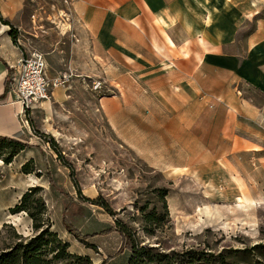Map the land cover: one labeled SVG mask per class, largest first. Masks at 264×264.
<instances>
[{
	"label": "crops",
	"instance_id": "obj_1",
	"mask_svg": "<svg viewBox=\"0 0 264 264\" xmlns=\"http://www.w3.org/2000/svg\"><path fill=\"white\" fill-rule=\"evenodd\" d=\"M38 1L42 0H33ZM43 1L50 3L62 30L68 26L66 41L62 37L64 44L56 45L53 53L66 52L74 76L93 77L109 86L111 94L100 96L99 105L128 148L153 169L203 183L204 196L211 202L223 201L221 196L230 189L234 196L241 194L246 179L233 174L231 157L236 160L239 152L263 148L247 137L246 120L264 130V0ZM34 9L24 0H0V141L7 137L32 144L29 140L37 130L49 132L34 127L35 118L40 126L47 125L57 104L68 97L49 84L48 99L32 104L26 115L13 101L15 67L24 52L10 27L16 32L35 24V16L30 19ZM247 21H253L244 34L247 57L235 61L241 52L236 37ZM209 54L215 60H207ZM224 75L240 86L225 84V93ZM199 142L205 145L198 149L194 144ZM176 148V154L186 152L182 162L171 159ZM32 151V146L26 147L8 164L0 156V192H6L15 164L16 172L27 175L33 170L23 172L26 162H33L36 170L48 168V161ZM40 173L36 180H43ZM33 186L43 188L28 184L17 191V199ZM17 203L0 204V226L13 224L23 234L25 228L32 229V220L24 211L10 213ZM20 213L27 217L21 230L9 218ZM112 231L107 239L91 242L102 254L106 251L104 257L113 256L123 243L120 232ZM112 235L114 241L109 239Z\"/></svg>",
	"mask_w": 264,
	"mask_h": 264
},
{
	"label": "rangeland",
	"instance_id": "obj_2",
	"mask_svg": "<svg viewBox=\"0 0 264 264\" xmlns=\"http://www.w3.org/2000/svg\"><path fill=\"white\" fill-rule=\"evenodd\" d=\"M24 4L35 6L30 19L34 15L36 23L16 29V42L24 54H42L46 76L52 82L62 74L69 75L59 88L68 97L57 104L54 118L43 126L35 118L34 127L49 132L36 129L35 138L29 140L32 153L42 155L48 168L36 170L29 161L27 169L33 173L27 175L16 172L15 164L6 181V192H0V204H12L19 202L16 195L21 188L35 182L43 185L34 196L46 201V210L38 216L42 229L49 226V231L59 230L60 235L56 233L53 238L45 234L44 239L51 242L42 249V257L52 259L60 253L59 245L67 242L65 251L69 257L62 253L52 264H127V255L120 253H132L133 242L138 247L151 248L149 255L144 253L135 264H159L156 253L169 255L166 264H264V130L246 120L247 137L263 148L239 152L236 160L231 157L233 174L246 179L243 191L234 196L230 189L221 196L223 201L211 202L204 196L203 183L153 169L125 145L110 128L99 105L100 96L111 94L109 86L93 77L74 76L68 68L66 52L53 53L56 45L66 41L67 24L63 31L47 1L24 0ZM252 28L253 21H247L245 31L236 37L241 52L234 56L235 61L247 57L243 52L247 45L244 34ZM206 58L215 60V55ZM195 59L200 61L201 57ZM223 78L225 93V84L240 86L231 76ZM197 136L201 138L202 134ZM194 145L199 149L205 142ZM178 152L176 148L171 159L182 162L186 152ZM40 171L44 181L35 179ZM9 218L19 223L20 230L27 222L23 213ZM64 218L83 239L67 230ZM51 224H55L54 228ZM10 225L2 229L0 226V248L16 241L14 235L18 232ZM114 226L126 232V243L120 252L122 244L113 256L104 257L106 251L102 254L91 242L99 241L101 236L107 239ZM40 230L25 228L22 235L32 237ZM109 239L114 241L115 236Z\"/></svg>",
	"mask_w": 264,
	"mask_h": 264
},
{
	"label": "trees",
	"instance_id": "obj_3",
	"mask_svg": "<svg viewBox=\"0 0 264 264\" xmlns=\"http://www.w3.org/2000/svg\"><path fill=\"white\" fill-rule=\"evenodd\" d=\"M10 32L13 35V39L15 40V34L14 29L10 27ZM28 147L27 143H23L17 139L14 138H3L0 141V156L3 159V162L8 164L12 161L13 157L20 152L21 150ZM27 163L26 162L23 166V172L27 173L29 172L27 169ZM42 190L39 186H33L29 187L20 197L19 202L15 204L12 208L9 209L10 213H18L21 211L26 212V214L31 218L32 220V229L34 231L40 232L32 237H24L20 233H15L14 237L16 238V241L12 243V245H7L5 248H0V264H52L53 259H56L60 257V254L64 253L65 255H68L65 251V249L68 247L67 242L58 243L60 248V253L55 254L52 259H45L43 258V248L46 246L51 240L44 239V236L46 233H49L51 237H55L56 233L55 231H49L48 227H45L42 229V222L39 219V214H42L46 210V205L44 204V200L41 196L34 197L35 194L39 193ZM36 204V205H35ZM63 222L65 223L67 230L71 233H73L77 238L83 239L81 234L73 228L64 218ZM10 224L4 223L1 226L2 228L9 227ZM11 226V225H10ZM14 226H12L13 228ZM115 230H118L122 236V246L118 250V252L121 251V248L123 247V244L126 243V232L117 227ZM1 231V230H0ZM54 240V239H53ZM151 248L146 249L145 247L141 246L138 247L137 245L133 244L131 242V251L132 253H126L127 255V264H135L136 261L144 254L146 253L149 255V251ZM186 254V253H185ZM155 256H157V259L155 260L159 264H166L169 261V255L167 253H156Z\"/></svg>",
	"mask_w": 264,
	"mask_h": 264
},
{
	"label": "built area",
	"instance_id": "obj_4",
	"mask_svg": "<svg viewBox=\"0 0 264 264\" xmlns=\"http://www.w3.org/2000/svg\"><path fill=\"white\" fill-rule=\"evenodd\" d=\"M15 69L17 75L13 78V101L21 105L20 113L24 115L32 104L48 99L49 84L62 87L69 79V75L65 73L53 82L49 81L46 77L45 59L38 52L23 54L17 61Z\"/></svg>",
	"mask_w": 264,
	"mask_h": 264
}]
</instances>
